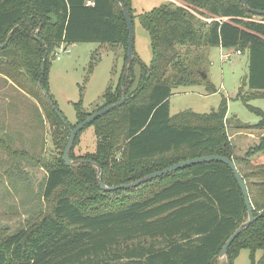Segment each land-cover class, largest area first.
Returning a JSON list of instances; mask_svg holds the SVG:
<instances>
[{"label": "trees", "instance_id": "16d2710c", "mask_svg": "<svg viewBox=\"0 0 264 264\" xmlns=\"http://www.w3.org/2000/svg\"><path fill=\"white\" fill-rule=\"evenodd\" d=\"M121 1L132 25L137 18L148 34L149 64L133 46L126 65L128 31L117 0H0V45L8 40L0 48V75L34 99L50 125L67 136L68 128L116 104L125 92L122 105L83 129L94 130V153L73 160L94 163L106 187L194 158L232 160L254 221L227 255L233 264L247 250L249 264H264V135L237 157L227 135L225 98L208 114L169 111L173 88L203 82L185 60L191 50L232 49L247 56L246 87L253 94L242 101L261 117L241 128L264 132L263 112L247 104L264 98V16L238 0H176L134 16L132 0ZM245 1L264 13V0ZM85 43L121 47L125 64L117 86L102 94L103 104L90 114L81 101L73 104L77 125L65 126L44 96L52 101L48 69L57 49ZM44 167L43 209L16 231L0 232V264H226L219 253L247 219L239 186L221 163L189 166L112 192L100 190L97 169L89 163L67 167L60 158Z\"/></svg>", "mask_w": 264, "mask_h": 264}, {"label": "rangeland", "instance_id": "374dc122", "mask_svg": "<svg viewBox=\"0 0 264 264\" xmlns=\"http://www.w3.org/2000/svg\"><path fill=\"white\" fill-rule=\"evenodd\" d=\"M172 3L176 0H132V8L137 16ZM133 33L135 53L149 64L152 53L148 34L137 18ZM60 49L55 52L48 69L49 94L64 120L76 126L73 104L81 101L88 114L103 104L102 94L108 86L114 89L122 74L124 51L118 46L91 43ZM202 51L204 53L197 54L199 51L191 50L185 60L191 63L194 77L203 82L172 89L170 116L184 111L208 114L225 98L227 135L235 156L242 157L264 135L262 131L241 128L254 126L261 120L242 101L253 94L242 86L247 74V56L218 47ZM179 52L183 55L185 48ZM8 82L0 76V232L16 231L25 220L43 209L44 166L62 158V147L68 140L62 129L57 132V128L50 125L34 99ZM209 85L215 93L207 91ZM247 104L264 114V98L250 99ZM76 140L69 151L73 157L70 160H80L94 153L96 138L92 127L81 131ZM258 256L259 253L256 258ZM233 264H249L248 251L242 250Z\"/></svg>", "mask_w": 264, "mask_h": 264}, {"label": "water", "instance_id": "95a60500", "mask_svg": "<svg viewBox=\"0 0 264 264\" xmlns=\"http://www.w3.org/2000/svg\"><path fill=\"white\" fill-rule=\"evenodd\" d=\"M242 6L244 7L245 10L254 13V14H258V15H263V12H257V11H253L250 10L246 4L245 0H238ZM117 2L120 5V8L123 12L124 18H125V22H126V26H127V31H128V39H127V60H126V65L128 66L130 64V62L132 61L133 58V46H134V33H133V25L131 22V19L129 17V14L126 10V8L124 7L123 3L121 0H117ZM8 40H6L3 44L0 45V48L4 47L5 44L7 43ZM246 81H247V74L245 75V77L242 80V86H246ZM48 104L53 108V110L55 111L56 115L60 118V120L64 123L65 126H67L66 121L64 120V118H62V116L60 115V113L58 112V110L53 106L52 101L50 100V98L44 94ZM125 101V92L123 93V97L120 101H118L116 104H113L111 106H108L94 114H92L90 117H88L86 120H84L83 122H81L80 124H78L75 128L70 129L68 128V140L67 143L65 145L63 154H62V160L65 164V166L70 167L72 165L75 164H83V163H89L92 166L96 167L97 169V184L100 188L101 191L104 192H112V191H116V190H129L132 188H135L145 182L151 181L153 179L159 178L163 175L166 174H170L172 172H175L179 169H184L186 167L189 166H194V165H199V164H203V163H211V162H216V163H221L226 165L235 181L237 182L239 189L241 191L242 197H243V201H244V206L246 209V215H247V219L244 223H242L234 232L233 234L227 239V241L225 242L224 246L222 247L220 253H219V258L224 259L226 264H232L228 255H227V250L229 248V246L231 245V243L236 239V237H238V235H240L247 227H249L252 222L254 221V217H253V210H252V206L250 203V199H249V195L247 192V188L246 185L243 181V178L241 177V175L239 174V172L237 171L234 163L232 162V160L225 158V157H221V156H205V157H200V158H194V159H190V160H186V161H182L179 162L177 164H174L164 170H161L159 172H155L152 174H149L145 177H143L140 180H137L135 182L129 183V184H123L117 187H106L100 180V169L94 164V163H90L88 161H71L69 159V151L72 149L73 146V142L75 139V136L82 131L86 126H88L89 124H91L93 121H95L96 119H98L99 117H101L102 115H104L105 113L109 112L110 110L122 105Z\"/></svg>", "mask_w": 264, "mask_h": 264}, {"label": "built area", "instance_id": "2783aa9c", "mask_svg": "<svg viewBox=\"0 0 264 264\" xmlns=\"http://www.w3.org/2000/svg\"><path fill=\"white\" fill-rule=\"evenodd\" d=\"M207 22H210V20H208ZM66 48H67V47L62 46L61 49H60V51H61V50H65ZM223 53H225V51H224ZM235 54H236V55H241L239 52H235ZM226 56H227V55H226ZM227 58H228V56H227Z\"/></svg>", "mask_w": 264, "mask_h": 264}, {"label": "crops", "instance_id": "0c3cea01", "mask_svg": "<svg viewBox=\"0 0 264 264\" xmlns=\"http://www.w3.org/2000/svg\"><path fill=\"white\" fill-rule=\"evenodd\" d=\"M224 52V51H223ZM138 56V55H137ZM139 57V56H138ZM140 58V57H139ZM2 78H4V79H6L4 76H2V75H0ZM7 80V79H6ZM8 83H10V82H8ZM12 85V84H11ZM15 87V86H14Z\"/></svg>", "mask_w": 264, "mask_h": 264}]
</instances>
